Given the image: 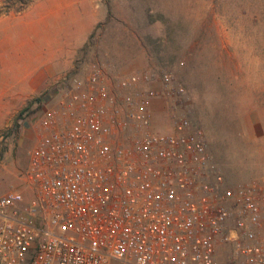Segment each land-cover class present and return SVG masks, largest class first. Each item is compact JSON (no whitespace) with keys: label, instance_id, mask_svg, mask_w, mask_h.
Returning <instances> with one entry per match:
<instances>
[{"label":"built area","instance_id":"2783aa9c","mask_svg":"<svg viewBox=\"0 0 264 264\" xmlns=\"http://www.w3.org/2000/svg\"><path fill=\"white\" fill-rule=\"evenodd\" d=\"M13 1L0 0V16ZM108 70L95 64L53 87L27 195L0 194V264H220L222 244L232 264H264V182L227 184L203 131L179 111L184 88L170 73L109 86ZM154 80L159 88L140 87ZM154 100L172 130L153 126Z\"/></svg>","mask_w":264,"mask_h":264},{"label":"rangeland","instance_id":"374dc122","mask_svg":"<svg viewBox=\"0 0 264 264\" xmlns=\"http://www.w3.org/2000/svg\"><path fill=\"white\" fill-rule=\"evenodd\" d=\"M33 1H13L5 15L16 14ZM95 4L104 19L65 76H84L101 57L105 36L96 34L143 29L149 70L155 75L168 72L183 86L186 106L179 111L203 131L227 184L264 182V0H97ZM108 72L110 76L112 71ZM116 78L119 75L111 81ZM52 88L0 115V194L23 190L27 195L24 171L38 140L33 143L31 134L57 92ZM165 109L173 126V115ZM217 256L220 264H232L234 248L224 244Z\"/></svg>","mask_w":264,"mask_h":264},{"label":"crops","instance_id":"0c3cea01","mask_svg":"<svg viewBox=\"0 0 264 264\" xmlns=\"http://www.w3.org/2000/svg\"><path fill=\"white\" fill-rule=\"evenodd\" d=\"M96 1L34 0L16 14L0 16V115L4 109L14 104L21 106L28 98L55 87L73 68L78 52L88 46L96 26L104 19ZM142 30L126 28L95 35L105 36V41L99 49L101 57L91 67L95 64L108 66L112 71L106 81L109 86L111 79L118 75L125 77L151 68L145 56ZM148 86L159 88L160 84L154 80L140 85L141 88ZM54 96L47 105L55 102ZM150 107L153 126L172 130L164 101L154 100ZM35 128L31 134L33 143L37 138ZM223 248L224 244L219 245L218 253Z\"/></svg>","mask_w":264,"mask_h":264},{"label":"trees","instance_id":"16d2710c","mask_svg":"<svg viewBox=\"0 0 264 264\" xmlns=\"http://www.w3.org/2000/svg\"><path fill=\"white\" fill-rule=\"evenodd\" d=\"M24 110V108L22 109V111ZM21 111V112H22ZM21 113H19V115H20ZM19 115L16 117V119H15V128H16V125H17V121H18V117H19Z\"/></svg>","mask_w":264,"mask_h":264}]
</instances>
